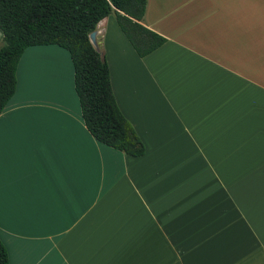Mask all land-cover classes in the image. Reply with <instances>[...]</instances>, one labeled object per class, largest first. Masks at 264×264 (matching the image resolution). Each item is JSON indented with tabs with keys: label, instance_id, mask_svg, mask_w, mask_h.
I'll list each match as a JSON object with an SVG mask.
<instances>
[{
	"label": "crops",
	"instance_id": "0c3cea01",
	"mask_svg": "<svg viewBox=\"0 0 264 264\" xmlns=\"http://www.w3.org/2000/svg\"><path fill=\"white\" fill-rule=\"evenodd\" d=\"M140 57L95 30L132 156L87 129L69 53L24 50L0 113L10 264H264V0H147ZM2 31L0 30V45Z\"/></svg>",
	"mask_w": 264,
	"mask_h": 264
},
{
	"label": "trees",
	"instance_id": "16d2710c",
	"mask_svg": "<svg viewBox=\"0 0 264 264\" xmlns=\"http://www.w3.org/2000/svg\"><path fill=\"white\" fill-rule=\"evenodd\" d=\"M147 0H0V113L13 96L16 70L24 50L56 45L65 49L73 66V84L83 121L99 142L132 156L145 147L120 111L111 87L103 51L89 39L98 22L114 11L116 22L140 57L167 38L143 23ZM0 264H10L0 240Z\"/></svg>",
	"mask_w": 264,
	"mask_h": 264
},
{
	"label": "water",
	"instance_id": "95a60500",
	"mask_svg": "<svg viewBox=\"0 0 264 264\" xmlns=\"http://www.w3.org/2000/svg\"><path fill=\"white\" fill-rule=\"evenodd\" d=\"M89 39L91 41V43L96 47H97V41H96V30H93L92 32L89 33Z\"/></svg>",
	"mask_w": 264,
	"mask_h": 264
}]
</instances>
